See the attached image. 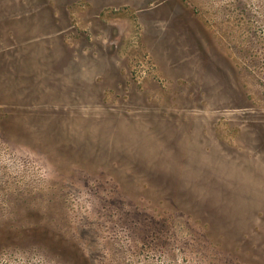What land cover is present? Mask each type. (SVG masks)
<instances>
[{"label": "rangeland", "instance_id": "obj_1", "mask_svg": "<svg viewBox=\"0 0 264 264\" xmlns=\"http://www.w3.org/2000/svg\"><path fill=\"white\" fill-rule=\"evenodd\" d=\"M0 264H264V0H0Z\"/></svg>", "mask_w": 264, "mask_h": 264}]
</instances>
